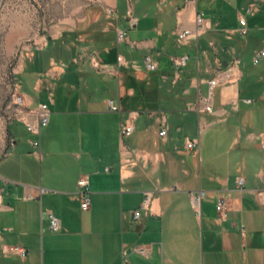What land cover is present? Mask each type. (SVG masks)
I'll list each match as a JSON object with an SVG mask.
<instances>
[{"label":"crops","instance_id":"crops-1","mask_svg":"<svg viewBox=\"0 0 264 264\" xmlns=\"http://www.w3.org/2000/svg\"><path fill=\"white\" fill-rule=\"evenodd\" d=\"M237 3L240 17L264 15V0L47 2L52 32L39 50L49 56L26 69L48 101L23 94L26 106L48 102L51 114L40 148L24 123L9 124L0 158V264H264V58L248 65L249 26L240 36L225 26ZM197 14L210 27L180 40ZM121 28L128 37L118 42ZM148 53L156 70L145 66ZM91 54L106 68H94ZM182 55L187 64L175 68L173 57ZM237 57L233 79L215 88L206 110L208 79ZM131 115L136 129L127 141L121 125ZM18 124L23 130L13 129ZM190 139L197 146L188 148ZM80 175L90 181L88 209ZM198 189L206 191L200 212L189 194ZM149 190L150 206L135 219ZM220 196L229 200L227 220L216 210ZM50 212L61 229H51Z\"/></svg>","mask_w":264,"mask_h":264},{"label":"rangeland","instance_id":"rangeland-1","mask_svg":"<svg viewBox=\"0 0 264 264\" xmlns=\"http://www.w3.org/2000/svg\"><path fill=\"white\" fill-rule=\"evenodd\" d=\"M48 1L0 0V158L6 153L11 141L9 124L15 121L20 109L14 102V92L17 90L19 93L31 94L39 98L38 100L48 101L46 92L37 95L34 89L36 77L30 75L28 68L26 69V65L35 69L41 55L49 56L47 49L39 50L48 42L47 36L52 32L48 22ZM239 8L238 3L235 4L234 9L230 8L226 12L224 23L225 26L235 30L239 36L242 35L240 28L249 26V33L245 37L250 35L251 40L247 45L245 62L253 65L252 58L249 59V57L264 47V29L262 28L264 15H261L263 12L254 11L247 15L248 25H242ZM257 25L260 28H257ZM259 93L264 97V84L260 85ZM260 105L264 106V103ZM15 126L13 127L15 130L19 128L23 130L24 127L22 124ZM139 130L136 132L139 133ZM193 131L197 132L196 125ZM143 133L145 130L141 131L140 136ZM128 139L133 140V136L125 138L127 141Z\"/></svg>","mask_w":264,"mask_h":264},{"label":"built area","instance_id":"built-area-1","mask_svg":"<svg viewBox=\"0 0 264 264\" xmlns=\"http://www.w3.org/2000/svg\"><path fill=\"white\" fill-rule=\"evenodd\" d=\"M189 2L190 0H185ZM251 8H248L250 11ZM108 13L112 14L114 10L112 8L107 9ZM240 22L242 25L247 24L246 16L240 17ZM133 24H136L135 20H132ZM210 24L205 20V18L201 14H197L196 16V27L194 29H183L178 32V36L180 40H188V39H197L200 32L209 28ZM247 27H243L241 29L242 34H246ZM128 37V29L121 28L117 32V40L118 42L126 40ZM85 57V56H83ZM88 60L92 64V66L98 70L105 69L104 64L99 60L96 54L88 55ZM119 61L121 57L119 56ZM264 58V48L260 49L256 54L252 57V62L254 64H258ZM188 55L175 56L172 59L173 65L175 68H180L187 64ZM144 63L147 69L156 70L158 68V62L154 58L153 54L148 53L144 56ZM241 63V58L237 57L233 60V62L227 65L225 68L217 70L212 77L208 79L209 85V93L207 96L202 97L201 101L204 104L206 110L212 111V98L214 96V90L216 87L221 86L231 79H233L236 71V67ZM14 102L20 108L17 117L14 122H22L25 124L27 130L34 135L31 139V144L34 148H40V134L42 127L46 126L49 123L50 119V106L48 102H40L35 107H28L25 104V96L23 93H19L17 90L13 94ZM109 108L111 110L119 109V105L115 102L114 99H109ZM136 129V124L134 121V117L129 116L121 125V135L126 138L133 134ZM166 133V129L162 128L160 130V134L163 135ZM261 145L264 148V138L261 139ZM197 146V141L190 139L187 142L188 148H193ZM245 183L244 178L238 179V186L243 187ZM79 187V195L81 199V207L83 209H88L91 206V190H90V181L87 175H80L77 181ZM190 199L195 209L200 212L201 204L206 195V191L204 189L193 190L189 192ZM153 198L152 191H146L140 206L133 212L134 218H139L142 213L147 210L150 206L151 200ZM216 210L219 217L223 220H227L228 218V210H229V200L225 196H220L216 202ZM49 221L50 227L53 231H57L61 229V220L55 215L53 212L49 213ZM15 250L23 257L26 258L28 250L25 247L16 246ZM138 250L141 252H148V250L144 247H138Z\"/></svg>","mask_w":264,"mask_h":264}]
</instances>
